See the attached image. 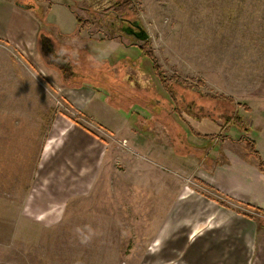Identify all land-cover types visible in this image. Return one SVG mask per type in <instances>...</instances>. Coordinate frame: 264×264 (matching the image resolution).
Listing matches in <instances>:
<instances>
[{
	"label": "rangeland",
	"instance_id": "374dc122",
	"mask_svg": "<svg viewBox=\"0 0 264 264\" xmlns=\"http://www.w3.org/2000/svg\"><path fill=\"white\" fill-rule=\"evenodd\" d=\"M0 37V264H184L211 208L260 217L204 177L264 158V0H0Z\"/></svg>",
	"mask_w": 264,
	"mask_h": 264
},
{
	"label": "crops",
	"instance_id": "0c3cea01",
	"mask_svg": "<svg viewBox=\"0 0 264 264\" xmlns=\"http://www.w3.org/2000/svg\"><path fill=\"white\" fill-rule=\"evenodd\" d=\"M35 31L37 33V23ZM23 39L26 43L18 47L32 44L31 36ZM0 40L9 43L3 37ZM60 149L65 152L66 147L62 145ZM229 149L227 147L225 153L229 163L210 167L204 179L225 195L264 210V175L258 172L253 159L247 160L245 154L235 155L233 147ZM204 217L199 223L193 221L192 233L181 246L184 264H264V228L255 220L218 205L204 213Z\"/></svg>",
	"mask_w": 264,
	"mask_h": 264
},
{
	"label": "trees",
	"instance_id": "16d2710c",
	"mask_svg": "<svg viewBox=\"0 0 264 264\" xmlns=\"http://www.w3.org/2000/svg\"><path fill=\"white\" fill-rule=\"evenodd\" d=\"M129 5L130 4L128 2H124L123 6L121 8L117 9V12L118 13L124 12L126 8H127L126 10H128ZM22 8H24V7H22ZM76 22L78 25L81 24V20L78 17H76ZM36 45H37V50H38L40 56L42 57V60L46 64L52 66L54 68V70H56V72L58 73V76L60 77L62 84L67 85L68 82L73 77L76 76L74 70H72L69 58L64 54L63 51H61V50L56 51L53 44L50 41V38L43 33L39 32ZM159 81L164 86L165 91L169 94V97L171 98L172 102H174L173 103L174 105L176 104L175 101L177 99H175V97H174L175 92H174V89L172 88V85L173 86L175 84H177V86L180 85L184 88V90L186 92H191V91L197 92V90L199 89L195 85L188 83L186 80L182 81V80L178 79L177 77H171V78L161 77L159 79ZM197 85H200V84H197ZM220 99L231 101V98H229V97H224V98L220 97ZM176 108L177 107L174 106L173 110L175 111ZM177 110L179 111V109H177ZM244 148H245V153H246L245 155L248 158H254L257 161L258 170L261 173L262 172L264 173V161L261 159L260 154L258 153V151L256 149L255 141L252 139H245L244 140ZM217 194H219V193H217ZM230 202L237 204L233 201H230ZM219 204L225 208L234 209V207L228 205L225 201H220ZM238 205L242 206V207L246 206V208H252L249 204L241 203ZM239 208H241V207H239ZM252 209H254V208H252ZM234 210L237 211L239 214L247 216V217L251 218L252 220L257 221L262 226H264V211H262L260 209H255L256 212L259 213L258 215L260 216V217L256 218L255 216H253L251 214L250 215L246 214V213L242 212L241 210H237V209H234ZM261 217H263V219Z\"/></svg>",
	"mask_w": 264,
	"mask_h": 264
},
{
	"label": "flooded vegetation",
	"instance_id": "af4514ba",
	"mask_svg": "<svg viewBox=\"0 0 264 264\" xmlns=\"http://www.w3.org/2000/svg\"><path fill=\"white\" fill-rule=\"evenodd\" d=\"M132 25H133V26H131V27H130V26H129V27H125L124 29H126L127 31L131 29V30L133 31L134 36H136V34L139 33V26L136 25L135 23L132 24ZM134 27L136 28V30H133ZM141 36H143V34H141Z\"/></svg>",
	"mask_w": 264,
	"mask_h": 264
},
{
	"label": "water",
	"instance_id": "95a60500",
	"mask_svg": "<svg viewBox=\"0 0 264 264\" xmlns=\"http://www.w3.org/2000/svg\"><path fill=\"white\" fill-rule=\"evenodd\" d=\"M126 30V29H125ZM126 32L128 33V34H133V31L130 29V30H126ZM141 34H142V31H141V29H140V31H139V33L138 34H136V36H138V37H143V36H141Z\"/></svg>",
	"mask_w": 264,
	"mask_h": 264
}]
</instances>
